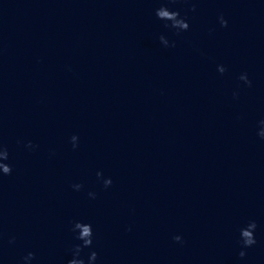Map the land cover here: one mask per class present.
<instances>
[{"label": "water", "instance_id": "95a60500", "mask_svg": "<svg viewBox=\"0 0 264 264\" xmlns=\"http://www.w3.org/2000/svg\"><path fill=\"white\" fill-rule=\"evenodd\" d=\"M261 120L264 0H0V264H264Z\"/></svg>", "mask_w": 264, "mask_h": 264}, {"label": "clouds", "instance_id": "9594fccd", "mask_svg": "<svg viewBox=\"0 0 264 264\" xmlns=\"http://www.w3.org/2000/svg\"><path fill=\"white\" fill-rule=\"evenodd\" d=\"M170 3L176 2V0H169ZM192 11H195V8L191 9ZM155 16L158 20L164 21V27L170 28L174 30L175 35H180V33L185 32L188 30L189 25L186 22V19L180 16V13L177 11H170L167 7L161 6L160 8L156 9ZM218 23L220 26L227 27V21L224 19L223 16L218 17ZM159 42L162 46L165 48L167 47H175V43L169 45V41L165 39L163 36L159 37ZM226 71V69L223 66L218 65L217 66V72L221 75ZM238 79L243 82V84L247 87H251V81L248 79L247 74H241ZM234 97L236 96V93L233 94ZM261 126V130L257 133V135L264 139V120H261L259 122ZM78 137L73 135L70 137V143L72 144L73 150H75L78 146ZM27 148H33L34 146L29 142L26 145ZM8 159V151L7 148L0 143V175H10L12 172V168L10 165L4 163ZM97 179H101V173L97 172L96 174ZM112 184L111 179H103L102 185L105 189L110 187ZM83 185L81 184H74L72 185V188L74 191H80ZM88 196L91 199H95V193L89 192ZM257 225L255 221H250L246 227L241 228L239 230L240 235V246L241 248H249L255 245L256 240L254 237V232ZM71 232H73L75 235V239L80 241L79 244H76L71 249L72 258L68 261V264H85L84 259L80 258L81 253L84 249L90 248L93 243V231L92 226L90 224L81 223V222H75L71 227ZM130 230V229H129ZM173 241L176 243H182V238L180 236H174ZM9 243H14V238L9 240ZM239 258L243 259L246 255V253L242 250L239 252ZM23 264H30L32 260L35 259L34 253L29 252L26 256L23 258ZM97 260V253L91 252L88 255L87 264H94V262Z\"/></svg>", "mask_w": 264, "mask_h": 264}]
</instances>
